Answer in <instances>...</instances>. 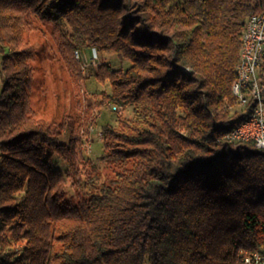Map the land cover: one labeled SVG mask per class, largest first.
<instances>
[{
	"label": "trees",
	"instance_id": "1",
	"mask_svg": "<svg viewBox=\"0 0 264 264\" xmlns=\"http://www.w3.org/2000/svg\"><path fill=\"white\" fill-rule=\"evenodd\" d=\"M262 11L264 0H0V264L264 255V149L225 137L254 111L232 86L243 29ZM36 22L53 26L79 77L75 50L130 62H100L94 73L110 88L100 105L133 110L102 125L105 179L82 171L89 161L74 118L48 121L32 107L36 52L26 33ZM58 158L75 174V200Z\"/></svg>",
	"mask_w": 264,
	"mask_h": 264
},
{
	"label": "rangeland",
	"instance_id": "2",
	"mask_svg": "<svg viewBox=\"0 0 264 264\" xmlns=\"http://www.w3.org/2000/svg\"><path fill=\"white\" fill-rule=\"evenodd\" d=\"M26 36L36 52L34 77L29 88L32 107L39 118L48 121H60L65 116L74 118L80 131L79 148L84 161H89V164H82V171L90 175L99 172L101 179H105L111 171L99 160L104 151L103 136L101 135L102 125L116 123L119 114L132 116L133 110L128 106L113 111L112 105L109 103L100 105L101 92L109 91L110 88L105 84L98 83L94 73L100 62H108L115 68H127L130 62L120 60L113 53L99 51L97 64L89 65L83 69L80 61L73 54L80 65L82 77H79L69 69L64 61L51 24L36 22L34 28L29 30ZM79 51L84 58L89 59L92 50ZM64 137L67 139L68 134L66 133ZM57 163H60L64 172L68 173V194L75 200L77 198L75 174L62 159L58 158ZM92 165L96 166V171L91 168ZM144 264H150L148 258Z\"/></svg>",
	"mask_w": 264,
	"mask_h": 264
},
{
	"label": "built area",
	"instance_id": "3",
	"mask_svg": "<svg viewBox=\"0 0 264 264\" xmlns=\"http://www.w3.org/2000/svg\"><path fill=\"white\" fill-rule=\"evenodd\" d=\"M249 18H256V34H249L245 66L241 67V84L235 85V95L236 92H243L245 102L241 105L248 104L250 99H253L255 105L248 123L241 124L237 131L230 134L229 140L251 141L264 149V74L262 72L264 69V11L254 13ZM91 50V56L86 59V65H81L83 69L97 64L99 51L96 48ZM113 108L120 109L117 106Z\"/></svg>",
	"mask_w": 264,
	"mask_h": 264
},
{
	"label": "bare ground",
	"instance_id": "4",
	"mask_svg": "<svg viewBox=\"0 0 264 264\" xmlns=\"http://www.w3.org/2000/svg\"><path fill=\"white\" fill-rule=\"evenodd\" d=\"M201 1V0H200ZM249 34H256V18H249L247 19L246 25L243 29L242 36H241V52H240V61L238 64V73L237 78L235 79L232 90L235 95V85L241 84V67L245 66V56L248 52V37ZM74 55L78 61H80L81 65H86V58L82 55L80 51H75ZM99 60V54H98ZM236 96L240 102V104H244L245 102V94L243 92H236ZM248 118L240 123L238 126L233 128L232 130L228 131L225 137L229 140L230 134L237 131L241 124H247ZM261 148V147H259ZM241 257L242 264H264V255L259 251H250L246 249H240L239 251Z\"/></svg>",
	"mask_w": 264,
	"mask_h": 264
}]
</instances>
